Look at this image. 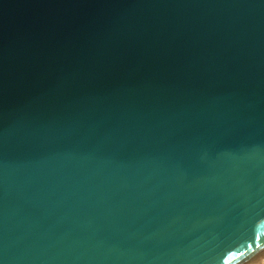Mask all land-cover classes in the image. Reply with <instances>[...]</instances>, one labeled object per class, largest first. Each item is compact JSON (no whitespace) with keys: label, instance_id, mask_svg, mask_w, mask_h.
Wrapping results in <instances>:
<instances>
[{"label":"water","instance_id":"1","mask_svg":"<svg viewBox=\"0 0 264 264\" xmlns=\"http://www.w3.org/2000/svg\"><path fill=\"white\" fill-rule=\"evenodd\" d=\"M264 253V0H0V264Z\"/></svg>","mask_w":264,"mask_h":264},{"label":"rangeland","instance_id":"2","mask_svg":"<svg viewBox=\"0 0 264 264\" xmlns=\"http://www.w3.org/2000/svg\"><path fill=\"white\" fill-rule=\"evenodd\" d=\"M247 264H264V253L251 260Z\"/></svg>","mask_w":264,"mask_h":264}]
</instances>
